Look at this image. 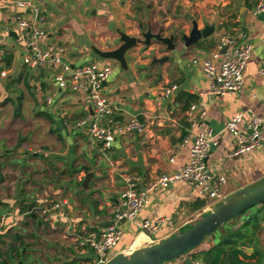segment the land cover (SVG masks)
I'll return each instance as SVG.
<instances>
[{
    "label": "crops",
    "instance_id": "0c3cea01",
    "mask_svg": "<svg viewBox=\"0 0 264 264\" xmlns=\"http://www.w3.org/2000/svg\"><path fill=\"white\" fill-rule=\"evenodd\" d=\"M31 1L35 11L26 15L34 19L38 11L45 17V43L62 50L65 61L73 67L91 62L112 66L113 73L105 92L108 102L116 109L115 120L126 122L137 117L147 129L141 135L118 136L112 150L102 156L98 143L76 128L78 120L92 115L87 94L61 90L52 71L37 76L24 64L23 31L15 21L22 11L13 5L3 8L0 11V94L3 95L1 77L6 76V71L17 70L18 76L27 73L32 90L39 88L35 81H40L42 91L45 84L49 95L47 110L42 111L47 115L43 133L54 144L46 154L34 153L32 157L25 154L21 160L15 158L13 141L0 139V239L7 232H13V236H21L27 245V249L22 250V260L10 264H47V229L56 234L59 230L65 233L70 226L92 230V222L111 220L128 180L136 179L137 187L144 188L156 177L175 172L188 162L190 144L183 143L182 129L184 122L189 121L183 104L177 102L180 93L198 98L199 112L188 137L212 131L217 145L212 148L207 164L212 174L226 175L227 182L222 188L225 199L264 182V147L232 157L238 142L226 129L229 120L242 114L239 129L247 133L251 112L264 117V75L260 73L264 65V12L255 13L256 0ZM193 21L198 23L199 29L214 27V34L190 48L179 41L177 49L171 53L162 45H153L149 50L139 46L126 55L128 70L121 69L114 61L100 59L93 52L94 47L101 51L117 49L121 45L119 30L138 37L139 25L143 24L146 28L149 25L155 33L164 28L165 37L189 35ZM237 28L248 33L252 46L244 73V89L240 94L209 95V82L202 63L212 59L221 37ZM153 56H169L170 60L163 65H152ZM171 84L178 86V92L170 99L162 98L163 89ZM201 111L205 112L203 117ZM0 130V134L5 135L2 127ZM8 169L17 172L12 173L13 176L10 173V180ZM87 172L93 176L85 189ZM6 186H10L11 196ZM55 201L62 202L67 218L57 219L48 226L36 209L48 207ZM199 201L197 191L185 184L151 194L148 205L135 221L120 224L123 237L112 256L128 254L132 243L140 238L145 248L178 235L217 205L204 201L205 207L196 209ZM147 220L164 221L165 225L157 234L149 235L141 229ZM262 226L264 228V222ZM26 229L33 231L31 236L24 234ZM13 236L6 244L12 242ZM31 240L33 244L28 243ZM214 244V240L204 243L195 252L208 250ZM56 248L50 247L53 251ZM260 250L264 254V231L260 236ZM195 252L173 264L189 263ZM60 254L59 258L65 257L64 264L92 259L78 255L71 246ZM59 258L49 263L61 264L57 261Z\"/></svg>",
    "mask_w": 264,
    "mask_h": 264
},
{
    "label": "built area",
    "instance_id": "2783aa9c",
    "mask_svg": "<svg viewBox=\"0 0 264 264\" xmlns=\"http://www.w3.org/2000/svg\"><path fill=\"white\" fill-rule=\"evenodd\" d=\"M256 1L255 13L264 12V0ZM9 5L22 11L15 21L23 31L24 64L35 71L37 76L52 71L55 83L61 90L87 94L92 115L78 120L76 128L84 131L90 139L98 143L99 153L102 156H106L112 150L118 136L145 133L147 126L137 117L126 122L115 120L116 109L108 102L105 92L113 73L112 66L91 62L73 67L65 61L62 50L55 45L45 43L47 37L44 28L45 17L38 11L35 12L37 16L34 19L26 15L29 10L33 13L35 11L31 0H0V11ZM251 54L252 46L246 31L237 28L221 37L212 59L202 63L203 72L209 82L207 94L219 97L231 93L240 94L244 89V73ZM260 73L264 75V65ZM177 92L178 86L171 84L163 89L161 96L170 99ZM198 110V104H193L186 112L191 126L195 125L194 117ZM200 115L203 117L205 112L201 111ZM242 120L243 115H237L226 125V129L238 142L232 157H240L264 147V117L251 112L247 122V133H242L239 129ZM183 143L190 144V157L182 168L156 177L144 188L137 187L136 179L128 180L127 187L120 195L111 218L115 222L114 226L92 230L70 226L66 229L64 236L69 246L80 256L92 257L91 260H83L79 264H108L114 258L113 250L123 237L120 224L123 221H135L148 205L150 195L160 189L185 184L197 191L201 201L218 204L225 200L222 188L227 182V177L212 174L207 164L212 148L217 145L212 131L198 133L192 138L187 136L183 139ZM36 212L48 226L57 219L67 218L61 201H55L48 207H39ZM164 225V221L153 223L147 220L142 224L141 229L144 233L155 235ZM137 241L132 243L128 254L144 248L143 242L136 245ZM195 264L201 263L195 262Z\"/></svg>",
    "mask_w": 264,
    "mask_h": 264
},
{
    "label": "water",
    "instance_id": "95a60500",
    "mask_svg": "<svg viewBox=\"0 0 264 264\" xmlns=\"http://www.w3.org/2000/svg\"><path fill=\"white\" fill-rule=\"evenodd\" d=\"M27 14H32V11H27ZM192 25L193 28L189 35L182 33L181 35L172 34L169 37H165L164 28H160L155 33L149 25L146 28L143 24H140L139 30L141 33L138 37L129 36L119 30L121 45L117 49L101 51L94 47L93 52L100 59L114 61L120 65L121 69L128 70L126 55L139 46L149 50L153 45H162L166 48L167 53H171L177 49V42L179 41L183 42L185 48H190L200 41L209 39L215 32V28L212 26L199 29L196 21H193ZM169 60V56L162 58L153 56L152 65H163ZM167 133L169 134V132ZM86 174V179L83 183L85 189L88 188L93 176L88 172ZM263 204L264 182L229 196L224 201L213 206L210 213L180 234L169 237L155 245L139 249L132 254H120L108 264H173L200 248L222 226ZM114 225L115 222L112 220L92 222L90 224L93 229H106ZM246 251L249 254L253 252L252 249H247ZM0 264H3L1 259Z\"/></svg>",
    "mask_w": 264,
    "mask_h": 264
},
{
    "label": "rangeland",
    "instance_id": "374dc122",
    "mask_svg": "<svg viewBox=\"0 0 264 264\" xmlns=\"http://www.w3.org/2000/svg\"><path fill=\"white\" fill-rule=\"evenodd\" d=\"M6 73L5 77H1L3 95L0 94V111L2 112L0 115V127L3 128L5 135L0 134V139L5 137L9 139V141H13L15 145L13 147V153L16 155L15 158H21V160L23 157L25 158V154H28L29 157H32L34 153H39L40 155L46 154L48 149L54 147L50 137H47V134L43 133L47 126V118L42 114V111L47 110V97L49 95L47 89L46 91L40 90V81H35L39 87L37 88L38 90L28 88L27 73L24 74L23 78L18 76L17 70L12 72L6 71ZM7 87H9V90L6 89ZM37 129H39V133ZM8 170L7 178L10 180L8 177L10 173L13 176V174L16 175L17 172L12 171L13 169ZM9 182L11 181H8V183ZM6 187L9 193L8 195L11 196L10 186ZM243 220L244 218H239L236 221H232V223H241ZM23 231L26 236H31L33 232L30 229ZM52 231L51 229H47V264H50L49 262L53 259H58L61 256V251L69 246V242L65 238L64 233L60 230L57 234ZM13 234V232H7L2 237V240L5 243H9V238L13 236ZM212 240L213 239L209 238L205 243H211ZM33 242L34 241L31 240L28 243L33 244ZM51 246H56L57 248L53 251L50 249ZM4 248L7 250L8 246L6 245ZM38 248L40 247L38 246ZM57 261L64 264V255Z\"/></svg>",
    "mask_w": 264,
    "mask_h": 264
},
{
    "label": "trees",
    "instance_id": "16d2710c",
    "mask_svg": "<svg viewBox=\"0 0 264 264\" xmlns=\"http://www.w3.org/2000/svg\"><path fill=\"white\" fill-rule=\"evenodd\" d=\"M23 76L21 74L20 78ZM28 80L29 76L27 78V85L28 88L32 89ZM42 88L45 90L46 85L43 84ZM6 89L9 90V87ZM177 102L183 104V111L187 112L191 105L198 103V98L188 93H180ZM44 115L47 118V115ZM190 128L191 124L184 122L182 129L183 139L188 136ZM205 205L204 201H199L196 203L195 208L201 209ZM239 218H244L242 223L230 222L213 233L210 238L215 241V244L208 250L197 253L194 251L195 253L192 255L191 261L187 264H191L192 262H199L201 264H262L264 254L260 250V236L264 231L262 226L264 222V204L249 210ZM6 245L8 246L7 250H3L2 246ZM23 249H27V245L22 241L21 236L14 235L10 244H6L0 239V259L3 264H10V262H15V260L21 261ZM247 249H252L253 252L249 254L246 251ZM66 264H76V261Z\"/></svg>",
    "mask_w": 264,
    "mask_h": 264
},
{
    "label": "bare ground",
    "instance_id": "6f19581e",
    "mask_svg": "<svg viewBox=\"0 0 264 264\" xmlns=\"http://www.w3.org/2000/svg\"><path fill=\"white\" fill-rule=\"evenodd\" d=\"M142 242V239H138V241L136 242V245H139Z\"/></svg>",
    "mask_w": 264,
    "mask_h": 264
}]
</instances>
